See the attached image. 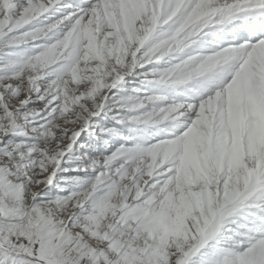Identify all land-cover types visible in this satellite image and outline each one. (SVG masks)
<instances>
[{
  "label": "snow or ice",
  "instance_id": "6c2138e0",
  "mask_svg": "<svg viewBox=\"0 0 264 264\" xmlns=\"http://www.w3.org/2000/svg\"><path fill=\"white\" fill-rule=\"evenodd\" d=\"M0 264H264V0H0Z\"/></svg>",
  "mask_w": 264,
  "mask_h": 264
}]
</instances>
